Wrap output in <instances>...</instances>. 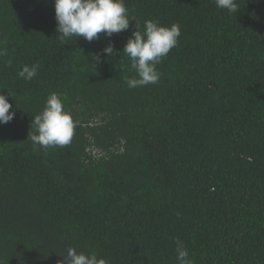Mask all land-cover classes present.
Returning a JSON list of instances; mask_svg holds the SVG:
<instances>
[{
  "label": "trees",
  "instance_id": "1",
  "mask_svg": "<svg viewBox=\"0 0 264 264\" xmlns=\"http://www.w3.org/2000/svg\"><path fill=\"white\" fill-rule=\"evenodd\" d=\"M124 2L141 30L179 23L156 84L125 80L135 20L64 44L54 0H0V92L15 109L0 124V264H60L69 247L178 264L177 238L193 264H264V0L232 13L215 0ZM25 64L40 65L31 81L17 75ZM52 92L76 128L42 148L27 137Z\"/></svg>",
  "mask_w": 264,
  "mask_h": 264
},
{
  "label": "clouds",
  "instance_id": "2",
  "mask_svg": "<svg viewBox=\"0 0 264 264\" xmlns=\"http://www.w3.org/2000/svg\"><path fill=\"white\" fill-rule=\"evenodd\" d=\"M216 7L226 9L230 13L237 12L236 0H215ZM56 32L61 35L59 39L64 44L72 37H83L91 42L98 39L101 33L111 37L114 33L125 31L130 26V21L135 20L136 29L124 45L123 52L130 59V67L135 70V78L125 77L129 88L156 84L160 79L157 65L162 58L177 46L181 36L178 22L166 25L158 20H145L143 30L139 22L129 18L124 0H54ZM72 40V39H71ZM75 41V40H73ZM107 56L114 54V46L109 43L102 50ZM5 52L0 50V55ZM100 54H96L95 61H99ZM39 64H25L17 75L26 81H31L39 71ZM8 94L0 92V124H6L15 117V109L8 99ZM10 109H12L10 111ZM76 123L71 110L66 108L61 95L57 92L49 94L43 110L35 115L31 121L27 138L34 145L42 148L64 147L71 143ZM176 259L178 264H193L189 251L183 243L176 239ZM60 264H109V261L97 253L77 251L69 247L67 255L62 256Z\"/></svg>",
  "mask_w": 264,
  "mask_h": 264
}]
</instances>
